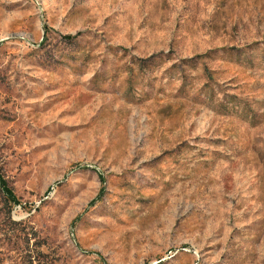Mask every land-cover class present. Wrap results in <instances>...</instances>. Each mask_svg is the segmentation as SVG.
Returning <instances> with one entry per match:
<instances>
[{
    "label": "rangeland",
    "instance_id": "rangeland-1",
    "mask_svg": "<svg viewBox=\"0 0 264 264\" xmlns=\"http://www.w3.org/2000/svg\"><path fill=\"white\" fill-rule=\"evenodd\" d=\"M0 264H264V0H0Z\"/></svg>",
    "mask_w": 264,
    "mask_h": 264
},
{
    "label": "trees",
    "instance_id": "trees-1",
    "mask_svg": "<svg viewBox=\"0 0 264 264\" xmlns=\"http://www.w3.org/2000/svg\"><path fill=\"white\" fill-rule=\"evenodd\" d=\"M11 196V195H10ZM13 198V197H12Z\"/></svg>",
    "mask_w": 264,
    "mask_h": 264
}]
</instances>
